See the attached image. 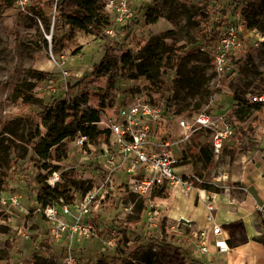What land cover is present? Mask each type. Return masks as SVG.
<instances>
[{
  "label": "rangeland",
  "instance_id": "1",
  "mask_svg": "<svg viewBox=\"0 0 264 264\" xmlns=\"http://www.w3.org/2000/svg\"><path fill=\"white\" fill-rule=\"evenodd\" d=\"M24 1L13 0L14 7L4 9L2 0H0V254L8 258L9 264H31L35 254L48 257L40 246L46 237H50L49 226L42 216L43 207L35 203L36 195L42 189V183L39 180L46 176L48 171L42 169L43 164L30 160L33 154L32 146H28L26 141H20L16 135L5 131V127L9 128L16 119L38 118V108L36 106L27 107L22 100H17L14 94L15 89L34 84L35 88L32 94L46 103L54 99L66 98L68 91L72 101L76 100L81 91L90 92L87 108L98 109L101 114L105 113L122 103L123 99L117 96L119 93H124L122 98H125L137 88V81L121 77L119 58L122 52L127 51L136 55L150 37L167 31L175 30L177 32L179 46H183L187 52L185 68L204 71L205 84L201 93L195 97L189 96L187 90L175 95L171 88L172 82L176 78V72L163 68L161 72L164 84L159 89L154 87L150 99L159 103L174 99V109L184 117L201 110H207L216 115L225 112L236 128V132L238 127L243 129L246 136L241 138L238 135L233 138L226 143L223 152L219 155H215L211 150L209 134L198 133L182 144V149L190 158L193 173L202 179L203 183L210 184L212 190H219V193L208 192L206 202L212 203L215 194L227 192L234 197L241 198L236 193L237 182L228 178L226 180L224 176L227 173L242 172L245 165L251 167L256 162L255 155L259 156L256 172L259 173L262 170L264 107L253 106L246 96L264 94V41H259V36L264 37V0H255L254 2V7L259 13L258 20L261 23L255 28L248 27L247 23L243 24L245 19L248 22L251 21L254 14L248 15L243 11H233L225 0H210L211 4L207 7L204 2L206 0H181L180 6L171 11L170 9L168 11L167 0H132L137 15L143 6H151L160 16L157 23L148 25L139 14L137 19L117 27L119 34L115 39L105 33L96 38L85 35L78 29H69L61 60L55 57L50 50L35 49L34 45L40 42L41 36L50 44L51 35H47L44 26L35 23L22 10L21 5ZM106 1L100 0L99 6L103 7ZM203 13L210 14L209 22L212 28H215V24L219 25L216 30L219 34L228 35L231 27L244 26L242 33L238 35L242 46L230 57L234 71L228 76L219 77L209 56L200 50L201 44H191L192 40L197 39H199V43L210 39L212 41L213 33L209 28L206 38L199 37L200 31L206 24ZM55 14L54 8L51 13L52 19ZM166 16H169L170 19H166ZM188 17H190V21ZM127 35L129 36L128 40L124 42V36ZM123 42L125 45L122 52L111 53L114 59L110 75H114L117 82L114 90L109 92L111 95L108 102L110 106L101 108L100 96L97 95L101 90H106L109 75H101L107 68L103 73H100L99 71L103 69H96L95 65L102 60L107 46ZM77 49H79L78 53L75 52ZM95 70L97 75L92 74ZM66 72L69 75H66ZM38 73L46 74V79L43 82L39 83ZM84 77L87 79L83 83H79ZM239 92L245 93L246 103H242L243 105L234 101L235 93ZM85 107H81V111H85ZM235 109L239 110L238 115H234ZM173 127L174 124L164 121L162 131L169 133ZM21 132L22 130L19 134ZM249 140H252L253 144H249ZM196 143L207 144L213 153V164L209 168L204 167L203 161L198 158L196 149L189 150ZM70 147L69 145V157L62 163L61 170L58 171L61 182L63 173L73 170L77 179L91 184L92 182L99 184L100 178L93 171L94 167L89 165L91 164L90 160H85V163L80 161L79 151L74 150L75 153H73L70 151ZM250 147L251 150L246 153ZM2 149L10 150L12 158L27 153L28 156L26 159L20 160L19 166H12L9 169L4 164L5 154ZM52 174L47 175L48 185L49 181L53 180L50 179ZM246 174L248 173L246 172ZM203 183H195L187 192L171 190L169 191V200L171 197L174 198L178 191L187 198L197 195L199 191L205 190ZM227 185H231L229 190H227L229 187ZM123 194L113 198L109 205H104L100 215L92 220L94 235L84 238L75 245V247L77 245L80 247L74 251L79 264H97L103 254L110 258L108 261L111 262V258L116 253L127 248L134 250L139 245L138 241H132L128 247L125 241H121L115 247L108 246V241L111 238L109 232L113 225L129 227L131 235L145 238L143 244L147 249H152L157 254L155 264H224L217 259L213 263H206L195 256V243L200 240V234L195 240L192 235L196 232L195 227L172 217V205L166 207L158 201L159 204L154 211L158 212L161 221L156 228L148 227L143 221L136 223L135 220H131V217L137 216L135 203L139 197L135 198L136 202H132L131 199L136 196L135 194L129 192ZM159 198L165 199L160 196ZM198 198L197 196L195 205H198ZM261 206L264 207V205L258 207L257 216L258 224L264 234ZM100 228L104 229L101 231ZM57 259L59 264H63V255ZM4 263L3 261L2 264Z\"/></svg>",
  "mask_w": 264,
  "mask_h": 264
},
{
  "label": "trees",
  "instance_id": "2",
  "mask_svg": "<svg viewBox=\"0 0 264 264\" xmlns=\"http://www.w3.org/2000/svg\"><path fill=\"white\" fill-rule=\"evenodd\" d=\"M180 1L167 0L166 5L168 11L169 9L171 11L173 8L179 7ZM99 2L100 0H30V5L27 6L26 13L35 23H40L44 26L47 35H51L50 44L41 36L40 42L34 45L35 49L50 50L55 57L61 60L69 29H78L85 35L96 38L103 35L105 29L110 25V19L103 7L99 6ZM204 2L205 7L211 4L210 0ZM225 2H227L228 7L233 11H243V13H247L248 15L254 14V17L248 22L250 28H255L261 24L258 20V10L254 7L255 0H225ZM2 4L4 9L12 8L15 5L13 0H2ZM54 8L56 14L53 20L51 13ZM139 14L145 19L148 25L157 23L160 17L151 6H143L139 9ZM203 15L206 18L205 22L207 25L205 24V27L200 31L199 37L206 38L207 29L209 28L213 33L212 40L219 39V33L216 32L219 25L215 24V28H212L209 22V19H211L209 17L210 14L203 13ZM137 16L133 20L137 19ZM166 19H170L169 16H166ZM188 19L190 21V17ZM128 37V35L124 36V42L128 40ZM124 42L122 44L116 43L114 46H107L102 60L99 64L95 65L96 69H103L99 71L100 73H103L104 69L107 68L101 75H109L106 90H101L97 95L100 96L101 108L110 106L108 103L111 96L109 92L114 90L117 82V78L114 75H110L114 59L111 53L116 51L122 52L124 50ZM191 44H199V39L192 40ZM79 49L75 50V52L78 53ZM186 57L187 52L183 46H179L178 34L175 30L160 33L150 37L138 54L132 55L127 51L122 52L119 58L122 72L121 77L135 81L144 78L159 89L164 84L161 70L165 68L166 70L176 72V78L173 80L171 88L175 92V95L187 90L189 96L195 97L201 93L205 84L204 79L206 75L202 70L185 68L184 62ZM92 74L97 75V71L95 70ZM45 79V73H38L39 83ZM86 79L87 77L82 78L79 83H83ZM34 88V84L28 87L20 86L15 89L14 94L16 95V99L22 100L23 104L27 107L36 106L38 108V118L29 120L25 118L16 119L11 123L9 128L7 126L5 127V131L16 135L20 141H26L28 146H32L33 154L30 160L43 164L41 166L42 169L48 171V174H51L61 170L62 163L69 157L68 144L73 142L79 134L86 136L91 143H95L97 140L104 139L105 131L97 126V123L100 122L101 112L98 109L87 108L89 97L91 96L90 92L81 91L76 100L72 101L68 91L66 98L54 99L46 103L44 100L38 99L32 94ZM244 96V92L235 93L234 101L246 103ZM164 101L161 104L166 107L165 113L168 114L175 107V102L174 99ZM83 106H86L84 108L85 111H81V107ZM253 106L264 107V105L259 104H253ZM238 113L239 110L235 109L234 115H238ZM21 130L22 132L19 134ZM238 135L241 138L246 136L241 127H238L236 135L233 138H236ZM248 143L253 144L252 140H249ZM192 149H196L198 158L203 161L205 168H209L213 164L214 155L209 150L207 144L201 145L200 143H196L193 147L189 148L190 151ZM250 150L251 147L247 149L246 153ZM3 152L5 158L2 159L9 169L12 166H19L20 160L26 159L28 156L27 153L12 158L10 150H3ZM47 175L41 177L39 180L42 183V189L36 195L35 202L43 208L59 203L60 198L65 203L72 204L76 199L75 195L78 193L84 194L93 186L89 182L77 179L76 173L71 170L64 172L62 182L55 188H51L46 182ZM115 181L118 188L117 197L120 194H126L127 189L120 182L118 176L115 177ZM202 185L203 189L207 192L213 191L219 193V190H212L211 185L208 183H203ZM154 195L166 199L170 197L169 192L165 190H160ZM135 198L137 196L133 197L131 201L136 202ZM143 210L144 200L139 198L135 203L137 216L131 217V220L133 219L138 223L141 220ZM112 227L121 230L126 244L129 241H138L139 245L134 250L127 248V250H121L119 253H116L111 258V262L108 261L110 258L103 254L97 264H116L117 262L120 264H155L157 254L152 249H147L143 244L145 238L131 235V229L129 227L117 225H113ZM55 245L50 237H46L40 247L48 257L35 254L31 264H59L57 258L61 255L65 257L66 251L64 248ZM3 261L5 262L4 264H9L7 262L8 258L0 254V264Z\"/></svg>",
  "mask_w": 264,
  "mask_h": 264
},
{
  "label": "built area",
  "instance_id": "3",
  "mask_svg": "<svg viewBox=\"0 0 264 264\" xmlns=\"http://www.w3.org/2000/svg\"><path fill=\"white\" fill-rule=\"evenodd\" d=\"M29 5L30 0H25L21 5L22 10L27 12ZM103 9L110 19V25L104 32L113 39L119 34L117 27L137 16L132 0H107ZM244 21L243 24L247 23L249 27L248 21L246 19ZM243 27L233 26L229 29L228 35L219 34V39L199 43L200 50L209 56L219 77L228 76L234 71L230 57L242 46L238 35L242 33ZM259 37V41L263 42L264 37ZM65 74L69 75L67 72ZM137 82V88L129 95L130 97L122 98L124 93H119L117 96L123 99L122 103L101 114L97 126L105 131L104 139L91 143L86 136L79 134L68 144V150L70 145L71 152L79 151L80 161L90 160L100 182L99 184L92 182L90 190L75 195L76 199L72 204H67L60 198L59 203L42 209V216L49 226L52 242L66 251L63 264H79L74 254L75 245L84 238L94 235L92 220L100 215L104 205H109L111 200L116 198L118 193L116 176L127 192L144 200L140 223L143 221L146 226L156 228L161 218L154 210L158 201L162 199L154 195L156 192L160 190L187 192L195 183H203V180L193 173L190 158L186 156L182 144L198 133L209 134L211 150L215 155H219L226 143L233 140L236 135V128L225 113L216 115L201 110L184 117L173 108L166 114L165 106L150 99L154 89L152 83L144 78ZM246 97L251 104L264 105V94H249ZM239 104L243 105L241 102ZM164 121L174 124L173 130L169 133L162 131ZM50 179H53L49 181L51 188L61 183L58 172H54ZM260 209L264 223V207L261 206ZM207 210L209 212L215 210L211 202H208ZM208 219L211 220V216H208ZM103 229L100 228L101 231ZM221 233L222 227L213 225L212 234L215 238L211 243L222 253L227 252L229 247L226 240L219 238ZM109 235L110 247L124 241V235L118 228L112 227ZM194 237L196 240L198 235ZM130 243L132 241L127 243L128 247ZM209 245L208 236L201 234L200 240L195 243L197 253L210 254Z\"/></svg>",
  "mask_w": 264,
  "mask_h": 264
},
{
  "label": "crops",
  "instance_id": "4",
  "mask_svg": "<svg viewBox=\"0 0 264 264\" xmlns=\"http://www.w3.org/2000/svg\"><path fill=\"white\" fill-rule=\"evenodd\" d=\"M255 161L251 167L245 165L242 172L225 174L226 180L228 178L237 182L236 193L241 198L234 197L228 192L215 194L212 202L215 210L212 212L207 210L208 202L203 200L207 198L208 192L205 190H203L204 196L202 192L188 198L181 192L177 196L172 208V217L179 221L187 220V223L182 222L193 225L196 232L192 235L206 234L208 236L210 254L200 255L195 250V256L206 263H213L217 259L224 264H264V234L258 224L257 216L258 207L264 205V161L259 173L256 172L258 155H255ZM227 186L229 190L231 185ZM197 196L199 197L198 205H195ZM161 200L168 201L166 198ZM208 216H211V220ZM213 225L222 227L219 238L227 241L229 247L227 252H219L211 243L215 238L212 234ZM79 248L77 245L74 251Z\"/></svg>",
  "mask_w": 264,
  "mask_h": 264
},
{
  "label": "bare ground",
  "instance_id": "5",
  "mask_svg": "<svg viewBox=\"0 0 264 264\" xmlns=\"http://www.w3.org/2000/svg\"><path fill=\"white\" fill-rule=\"evenodd\" d=\"M182 193V192H181ZM180 195V192H176L175 195H174V198L171 197V200L168 199V201H163V200H159V203L160 204H164L166 207L168 205H173L174 207V203L176 202V199H177V196ZM202 195L204 196V192L202 191ZM158 203V204H159ZM245 213V212H244ZM245 215V214H244Z\"/></svg>",
  "mask_w": 264,
  "mask_h": 264
},
{
  "label": "water",
  "instance_id": "6",
  "mask_svg": "<svg viewBox=\"0 0 264 264\" xmlns=\"http://www.w3.org/2000/svg\"><path fill=\"white\" fill-rule=\"evenodd\" d=\"M50 40H51V37H50ZM50 43H51V41H50ZM182 221L185 222V223H187V220L182 219Z\"/></svg>",
  "mask_w": 264,
  "mask_h": 264
}]
</instances>
